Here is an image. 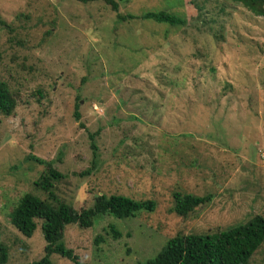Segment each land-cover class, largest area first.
Segmentation results:
<instances>
[{
  "label": "rangeland",
  "instance_id": "rangeland-1",
  "mask_svg": "<svg viewBox=\"0 0 264 264\" xmlns=\"http://www.w3.org/2000/svg\"><path fill=\"white\" fill-rule=\"evenodd\" d=\"M115 1L117 12L104 0H0V81L16 101L0 114L6 264L44 255L41 222L26 238L9 218L22 195L47 199L34 186L47 167L31 157L62 176L55 196L75 211L100 195L156 204L67 226L65 246L87 264H144L177 234L264 217V15L230 0ZM147 12L184 25L137 18ZM173 193L209 201L182 218ZM250 264H264V244Z\"/></svg>",
  "mask_w": 264,
  "mask_h": 264
},
{
  "label": "trees",
  "instance_id": "trees-1",
  "mask_svg": "<svg viewBox=\"0 0 264 264\" xmlns=\"http://www.w3.org/2000/svg\"><path fill=\"white\" fill-rule=\"evenodd\" d=\"M82 2L96 0H80ZM112 9L118 11L115 0H104ZM243 5L256 16L264 15V0H230ZM137 18L164 23L169 26H182L184 20L167 12H147ZM120 21L136 19L135 16L117 14ZM16 107V101L10 94L7 85L0 81V114L11 116ZM76 111V110H75ZM79 119L77 111L74 114ZM93 141V135H90ZM96 157L95 144H91ZM47 167L34 186L47 195L43 200L36 195L26 193L20 197L9 214L10 223L24 237L31 238L37 228V221L45 242L43 257L30 264H52L51 257L57 255L69 260L72 264H87L80 260L72 249L63 242L64 230L69 225H77L80 229H89L99 216H112L117 219L135 218L140 212H152L156 204L152 201H135L131 198L111 195L97 196L91 207L75 211L70 205L57 199L54 193L55 182L62 176L52 166L35 157L30 158ZM209 197H199L193 194L173 193L172 211L182 218H187L201 205L206 204ZM114 237L120 236L117 230L110 226ZM96 243L103 242L102 236H97ZM264 244V217L256 215L243 224L228 227L219 232L204 234H177L167 240L160 252L144 264H250L252 256ZM7 262V249L0 244V264Z\"/></svg>",
  "mask_w": 264,
  "mask_h": 264
}]
</instances>
